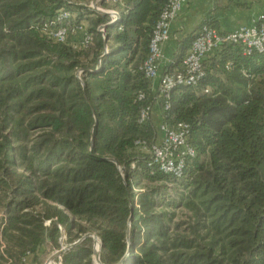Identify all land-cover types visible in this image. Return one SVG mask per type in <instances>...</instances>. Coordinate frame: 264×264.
I'll return each instance as SVG.
<instances>
[{"label":"trees","instance_id":"16d2710c","mask_svg":"<svg viewBox=\"0 0 264 264\" xmlns=\"http://www.w3.org/2000/svg\"><path fill=\"white\" fill-rule=\"evenodd\" d=\"M168 2L101 0L113 21L73 0H0V264L61 250V227L63 264H96L93 235L102 264H264V53L223 46L164 111L143 66ZM204 26L214 18L165 72L182 71ZM157 102L161 122L190 128L180 178L150 165L158 126L140 117Z\"/></svg>","mask_w":264,"mask_h":264},{"label":"built area","instance_id":"2783aa9c","mask_svg":"<svg viewBox=\"0 0 264 264\" xmlns=\"http://www.w3.org/2000/svg\"><path fill=\"white\" fill-rule=\"evenodd\" d=\"M119 0H113L117 3ZM188 0H169L156 25L150 42V56L143 66L146 77L153 83L159 80L157 92L159 99L164 101V111L169 109L171 91L177 85H197L205 76L203 62L210 54L220 50L226 45H240L243 55L252 52L264 53V17L250 26H240L232 31H219L211 26H204L198 33L192 48L182 62V71L164 72L160 74L163 59L162 47L170 39L172 24L178 19ZM90 7L99 13L108 14L115 21L119 14L116 10H106L98 2L91 3ZM71 17L66 11H61L58 20L62 21ZM99 31L105 35V27ZM78 36L76 47L87 48L92 43V36L85 26H75L72 30ZM56 42H65L68 35L67 28H59L49 33ZM152 114V108L142 111L140 123H144ZM160 140L151 147V166L174 177L180 178L186 163L196 155L195 149L189 142L190 128L187 124L180 123L174 127L161 122L158 126ZM140 144V142H137ZM141 145H145L143 142ZM30 257L24 258L21 264H31Z\"/></svg>","mask_w":264,"mask_h":264},{"label":"crops","instance_id":"0c3cea01","mask_svg":"<svg viewBox=\"0 0 264 264\" xmlns=\"http://www.w3.org/2000/svg\"><path fill=\"white\" fill-rule=\"evenodd\" d=\"M79 4L95 3L101 0H73ZM108 10V9H106ZM110 10V9H109ZM212 16L219 31H232L240 26H250L264 17V0H188L178 19L172 24L170 39L162 47L163 59L160 74H163L172 64L179 49V42L186 39L200 27L203 22ZM88 27V23H83ZM216 54L213 52L208 56ZM159 80L152 83V88L157 92ZM152 114L155 122L161 123L162 109L157 102Z\"/></svg>","mask_w":264,"mask_h":264},{"label":"rangeland","instance_id":"374dc122","mask_svg":"<svg viewBox=\"0 0 264 264\" xmlns=\"http://www.w3.org/2000/svg\"><path fill=\"white\" fill-rule=\"evenodd\" d=\"M151 116H152L153 121L155 122V116L153 114H151ZM159 124H160L159 122L156 123L157 126H159ZM159 140H160V134H158V140L157 141H159ZM178 214H179V220H183V221H186V220L188 221L189 218L191 217V214L185 210L180 211ZM61 230H62L61 245H62V248H65L68 245L67 244L66 228L61 227ZM93 236H96V235H93ZM98 241H97V244L95 245L96 251H98L100 248ZM58 251H60V250H53V248L50 246V244H46L40 250L39 255H38V259L36 260V262L33 260H30V263L31 264H52L51 259ZM53 264H63L62 263V257L56 259Z\"/></svg>","mask_w":264,"mask_h":264},{"label":"water","instance_id":"95a60500","mask_svg":"<svg viewBox=\"0 0 264 264\" xmlns=\"http://www.w3.org/2000/svg\"><path fill=\"white\" fill-rule=\"evenodd\" d=\"M106 29V27H105ZM91 236V235H89ZM95 240V245L97 244V241L99 240L100 241V248L98 251L95 252V261L97 264H102L101 263V260H100V251H101V248H102V243H101V240L96 237V236H92ZM77 244V243H76ZM75 244V245H76ZM69 247H65V248H62L60 251H58L52 258L53 259H58V258H61V256L63 255V253L68 249ZM126 257L119 263V264H123V262L125 261Z\"/></svg>","mask_w":264,"mask_h":264},{"label":"bare ground","instance_id":"6f19581e","mask_svg":"<svg viewBox=\"0 0 264 264\" xmlns=\"http://www.w3.org/2000/svg\"><path fill=\"white\" fill-rule=\"evenodd\" d=\"M99 245H100V241H98ZM56 259H51V263L53 264L55 262Z\"/></svg>","mask_w":264,"mask_h":264}]
</instances>
